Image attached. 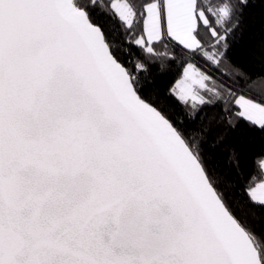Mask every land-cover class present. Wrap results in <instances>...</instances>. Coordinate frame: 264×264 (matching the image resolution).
<instances>
[{
	"label": "snow or ice",
	"instance_id": "obj_1",
	"mask_svg": "<svg viewBox=\"0 0 264 264\" xmlns=\"http://www.w3.org/2000/svg\"><path fill=\"white\" fill-rule=\"evenodd\" d=\"M256 3L0 0V264H264V153L217 157L264 134Z\"/></svg>",
	"mask_w": 264,
	"mask_h": 264
},
{
	"label": "trees",
	"instance_id": "obj_2",
	"mask_svg": "<svg viewBox=\"0 0 264 264\" xmlns=\"http://www.w3.org/2000/svg\"><path fill=\"white\" fill-rule=\"evenodd\" d=\"M237 37V42L232 49L233 63L240 64L246 71L253 74L264 71V63H262L264 61V6L256 3L248 10L243 25V36L241 38L237 33ZM199 65L219 78V73L203 61L199 62ZM161 71L159 67L151 68L157 84L164 90L172 87L180 77V70L176 66L164 69V74L159 75ZM205 111L211 114L214 110L208 108ZM221 131L223 130L213 126L211 136L215 137ZM225 141V145L217 152L219 162L226 163L227 148L235 147L240 154L243 174L245 176L250 173L254 174L258 168V157L264 153V134L241 128L235 132H227Z\"/></svg>",
	"mask_w": 264,
	"mask_h": 264
},
{
	"label": "rangeland",
	"instance_id": "obj_3",
	"mask_svg": "<svg viewBox=\"0 0 264 264\" xmlns=\"http://www.w3.org/2000/svg\"><path fill=\"white\" fill-rule=\"evenodd\" d=\"M199 67L202 69V70H204V71H206V72H208L210 75H212L214 78H217V79H219L216 75H214L212 72H210V71H208V70H206V69H204L203 67H201L200 65H199ZM180 78V77H179ZM178 78V79H179Z\"/></svg>",
	"mask_w": 264,
	"mask_h": 264
}]
</instances>
